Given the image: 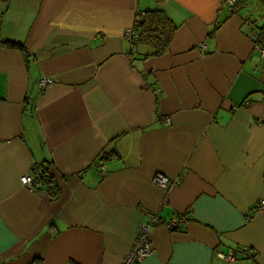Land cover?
<instances>
[{"label":"crops","instance_id":"obj_1","mask_svg":"<svg viewBox=\"0 0 264 264\" xmlns=\"http://www.w3.org/2000/svg\"><path fill=\"white\" fill-rule=\"evenodd\" d=\"M153 10L176 30L137 58L124 33ZM262 26L264 0H0V264H121L149 213L142 264H264ZM33 164L53 196L21 185ZM231 249L252 256L216 257Z\"/></svg>","mask_w":264,"mask_h":264},{"label":"built area","instance_id":"obj_2","mask_svg":"<svg viewBox=\"0 0 264 264\" xmlns=\"http://www.w3.org/2000/svg\"><path fill=\"white\" fill-rule=\"evenodd\" d=\"M159 1V0H155ZM228 6L233 12L244 7V5H238L236 0H226ZM143 18V13H136L134 17L133 24L130 28L125 30L124 37L130 44V49L134 52V42L138 39V30L140 23ZM249 39L255 45L262 55H264V43L259 42L257 32L255 30L250 31ZM205 45H200V50H204ZM53 85V81L49 78H42L38 82L40 90H44L47 87ZM162 123L166 126L170 125V120L165 118ZM99 166V175L102 176L104 173V166L97 164ZM43 168L41 164H33L29 174L24 176L21 180V185L29 192H37L40 184V180L43 177ZM151 183L160 188L163 191H167L171 186L178 185L181 183L180 178H169L162 174H154ZM264 211V199L259 200L253 207L254 213H259ZM187 221V217L183 214L172 218L169 221L162 222L161 225L168 230H180L181 226ZM160 223L159 217L155 213L147 214V219L141 222L138 226L137 236L133 242L130 251L122 258L121 264H142L144 260L151 254L152 247L149 241V236L153 227ZM241 256L251 257L252 252L248 249L244 250H228L226 252L219 251L216 253V257L220 260L233 263L237 261Z\"/></svg>","mask_w":264,"mask_h":264},{"label":"trees","instance_id":"obj_3","mask_svg":"<svg viewBox=\"0 0 264 264\" xmlns=\"http://www.w3.org/2000/svg\"><path fill=\"white\" fill-rule=\"evenodd\" d=\"M238 5L245 6V0H236ZM233 12V10H231ZM175 26L166 17V15L160 10L147 11L143 13V18L139 26L138 39L134 42V52L130 51L132 55H136L137 58H149L158 57L165 54L169 45L173 39L175 33ZM259 42L264 43V26L256 30ZM4 47L9 49H17L23 52L25 56H28V52L25 46L21 43L7 41L1 43ZM117 157L115 153L109 154L101 152L99 160L108 161L113 157ZM43 170V177L39 181L38 191H46L50 195L56 193V185L54 184V178L49 172V166L41 164ZM68 264H75L69 262Z\"/></svg>","mask_w":264,"mask_h":264}]
</instances>
